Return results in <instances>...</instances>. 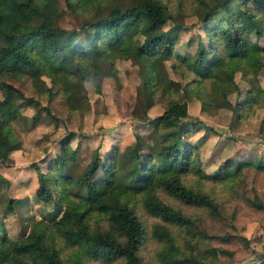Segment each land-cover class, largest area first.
Listing matches in <instances>:
<instances>
[{
  "label": "trees",
  "instance_id": "16d2710c",
  "mask_svg": "<svg viewBox=\"0 0 264 264\" xmlns=\"http://www.w3.org/2000/svg\"><path fill=\"white\" fill-rule=\"evenodd\" d=\"M62 1L81 16L77 28L59 24V0H0V78L45 75V93H61L66 102L67 93L83 87L92 71L102 66L99 73L105 75L115 56L135 51L148 65L155 97L156 91L165 92L166 84L191 96L208 92L215 107L228 106L239 116L241 106L263 95L264 88L250 73L256 76L264 65V0H197L194 15L203 36H197L192 53L186 49L192 40L184 42L183 52L175 49L184 23L156 31L170 8L164 0H116L110 9L94 7L97 0ZM65 53L85 66L82 77L73 78L60 61ZM172 57L192 75L189 87L181 90L178 81L163 74V62ZM237 71L249 86L245 99L232 105L228 96L240 91ZM0 88L3 101L17 111L37 107L30 117L36 124L38 110L45 107L40 100L27 97L8 79H0ZM187 111V100L174 98L160 113L133 109L137 125L132 141L122 148L115 143L107 150L95 146L86 162H80L77 144L69 142L77 135L73 130L56 140L53 155L30 164L37 182L34 200L51 207L44 217L26 210L27 197L0 193V264H86L96 259L147 264L140 255L147 235L139 209L161 220L150 227V236L160 244L151 257L157 264H213L218 256L246 257L248 240L240 229L253 220L264 227V155L228 157L212 171L201 170L197 144L185 135L200 126L219 132L210 123L189 122ZM11 148H4L2 163ZM191 171L205 180L230 182L227 198L218 201L210 191L187 186L181 176ZM4 183L8 180L0 175V191ZM158 190L206 210V216L193 217L163 202ZM23 207L26 215L17 235L9 237L4 219ZM256 264H264V257Z\"/></svg>",
  "mask_w": 264,
  "mask_h": 264
},
{
  "label": "rangeland",
  "instance_id": "374dc122",
  "mask_svg": "<svg viewBox=\"0 0 264 264\" xmlns=\"http://www.w3.org/2000/svg\"><path fill=\"white\" fill-rule=\"evenodd\" d=\"M115 2L116 0H97V4L93 6L100 5L101 8L110 9ZM164 2L170 7L164 12L166 23L156 31L161 32L176 22L184 23V28L179 31V41L175 49L183 52L184 42L192 40L186 48L189 53H192L197 36H203L194 15L197 0H164ZM59 9L58 22L62 27L77 28L79 26L81 16L67 9L62 0H59ZM59 58L63 65L72 71L73 78L83 76L85 66L76 57L65 53ZM163 63L161 67L164 69L163 74L166 73L167 77L178 81L177 85L180 89L182 86L185 88L192 85V82L189 83L192 75L188 73L183 63H178V60L173 57ZM113 64L114 67L107 66L105 75L99 73L101 69H105L102 66L92 71L83 87L79 86L76 93H67L66 102L61 93L54 92L51 97L45 93L43 87L49 83L45 75L33 80L17 77V75L0 78L12 81L24 95L39 99L46 107L38 110V121L36 120V124H33L30 122V117L38 108L24 106L17 111L3 101V91L0 88V175L8 180L0 191L4 198L27 197V205H24L26 210L28 209L36 218L42 217L44 213L46 215L51 207L34 200L37 182L30 164L39 161L43 156L53 155L57 149L56 140L73 130L77 135L69 142L73 146L77 144L80 150V162H86L91 158L92 149L95 146L100 150H107L112 143H115L122 148L123 145L132 141L134 127L137 125V121L130 114L133 109H138V112L144 110L147 114L160 113L165 104L173 98L187 100L189 122L200 120L206 124L210 123L219 132L215 134L200 126V130L190 131L185 135L187 140L197 144L201 170L212 171L228 157L241 159L264 155V92L252 104L246 103L245 106H241L238 110L239 116H236V113L234 114L232 108L228 106L215 107L211 103L208 92L191 96L192 93L186 89L178 93L173 92V85L166 84L165 92L161 91L162 94H160L156 91L158 96L155 97L149 84L148 65L141 57L135 55V51L125 56H115ZM177 64L179 67L176 70ZM250 74L253 80L258 79L257 84L263 89L264 65L256 76L253 73ZM235 79L238 81L240 91H235L228 96L232 105L236 101L245 99L246 89L249 86L240 71L235 73ZM46 109L49 110L48 114H45ZM8 145L14 148L9 150L10 157L6 158V163H2L3 151ZM181 177L187 186L210 191L218 201H224L228 196L230 184L228 181L205 180L194 171L186 172ZM158 194L163 202L181 208L188 215L203 217L207 214L206 210L179 202L162 190H158ZM24 207L4 219L9 237L14 238L17 235L18 226L22 224L23 215H26ZM138 213L145 224V235H147L140 255L147 264H157L151 260V257L160 244L150 236V227L154 222H161V220L158 216L149 215L142 209H139ZM167 226L172 229V232H177L176 227ZM240 232L248 240V255L238 260L218 256L213 264H256L264 257V227L253 220L245 224ZM86 264L106 263L96 259Z\"/></svg>",
  "mask_w": 264,
  "mask_h": 264
}]
</instances>
